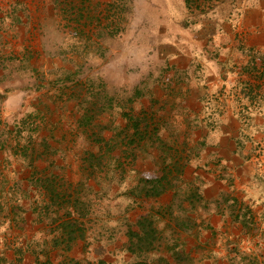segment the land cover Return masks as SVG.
I'll list each match as a JSON object with an SVG mask.
<instances>
[{"label":"crops","instance_id":"obj_1","mask_svg":"<svg viewBox=\"0 0 264 264\" xmlns=\"http://www.w3.org/2000/svg\"><path fill=\"white\" fill-rule=\"evenodd\" d=\"M76 2L64 28L29 14L36 0H0V178L24 209L23 245L64 254L8 264H125L142 217L166 239L142 251L149 264L208 235L215 259L244 239L233 203L259 197L264 0Z\"/></svg>","mask_w":264,"mask_h":264},{"label":"rangeland","instance_id":"obj_2","mask_svg":"<svg viewBox=\"0 0 264 264\" xmlns=\"http://www.w3.org/2000/svg\"><path fill=\"white\" fill-rule=\"evenodd\" d=\"M29 1L32 3L34 0H27V2ZM36 1L39 2L38 5L41 6L42 10L37 12V8L34 7V4H30L29 6L27 5L26 9L31 15L36 14L37 17H40L44 13L54 14L60 23H63L64 28L66 27V15H68L71 19L78 18V8H80L77 5L78 2H76L75 6L68 7V2H72L73 0ZM81 10L84 11V6H82ZM81 14H83V12H81ZM75 23L76 25H73L75 29L80 27L77 24V21ZM75 31L79 35L78 30ZM141 122V120H134V123H137L138 126H140V124L142 125ZM33 125L34 120L29 119L27 122V128L33 127ZM257 145L259 146V144ZM254 154H256V156L260 155L259 159L263 160L260 165L256 166L255 170L256 176L260 183V191L258 194L255 193V195H259V197L257 199L256 197H253L252 204L243 198H239L233 203L232 207L234 211H239L240 213L238 219L240 220V225L243 227L242 232L244 234V239L242 241H236L233 246H230L228 242L223 245L222 242L219 246L220 254H217L218 256L213 259L214 255L212 257L211 249L214 247V245L216 246V241H212L211 236L208 235L207 240L202 241V245H197L196 249L194 250L195 255L185 256L183 253L178 252L176 257L169 259L170 262L162 260L163 263L161 264H264V137L262 138V146L259 150L257 149V151H254ZM144 169L147 170L149 174L153 175H158L161 170L160 167H154L152 165L147 166ZM139 179L142 180L141 178ZM7 184V182L4 183V179L0 178V263L8 264L7 259L13 257L14 259L18 260L26 253L30 258H33L34 256L44 254L45 252H43V250L47 251V253H51L55 258H62L61 260H63L64 254L61 252V247L55 249L52 248L51 245H23L24 238L22 235L24 233L25 235L27 234L28 231H26L24 228L28 227V224L25 222L24 209L22 205L16 199H14L13 196H8L4 192V188L8 186ZM22 184L23 183L17 182L18 187H20ZM62 190L66 191V187ZM188 211L189 208H186V212ZM48 231L49 229H46L45 234H48ZM131 231L135 230H130V232ZM50 234L51 233L47 235L44 243L51 242ZM158 235V231L154 229L153 238H149L150 236L148 235L143 241V244L140 243L142 248L147 247V244L151 242L149 247L152 249L153 242L158 239ZM130 236L131 235L128 234V242L131 240L130 247L135 248L134 242H136V237ZM158 240L165 241L166 239H160L159 237ZM130 252L134 253L133 258L127 262L125 261V264H149L150 261H152L146 259L147 256L149 257L148 253L141 252V254H136L137 251L132 250ZM108 258L110 260L108 264H115L111 261L110 257Z\"/></svg>","mask_w":264,"mask_h":264},{"label":"trees","instance_id":"obj_3","mask_svg":"<svg viewBox=\"0 0 264 264\" xmlns=\"http://www.w3.org/2000/svg\"><path fill=\"white\" fill-rule=\"evenodd\" d=\"M32 128L33 127H29L28 130L30 131ZM137 225L139 227L138 231H131V232L129 231L128 232V234H130L131 236H135L136 237V242H134L135 243V248L130 247L131 240H129V246L127 247V250L137 251L136 254L141 253L142 251H146V250L150 249L149 245H151V242L148 243L147 244L148 246L145 247V248H142L140 243L143 244V241L147 238L148 235L150 236L149 238H153L154 229H155L152 226V222H151V220L148 217H142V218L138 219ZM57 227H59L60 231H59V234L55 235V237H54L53 243L55 245H56V243H59V242L60 243L66 242V235H65L66 234V218L65 217L63 218V221H61ZM68 227H70V226L68 225ZM56 230L58 231V228ZM61 264H69V263H66V261H64ZM70 264H80V263L72 262ZM82 264H107V263L102 261V260H99L96 263H94V262H86V263H82Z\"/></svg>","mask_w":264,"mask_h":264},{"label":"built area","instance_id":"obj_4","mask_svg":"<svg viewBox=\"0 0 264 264\" xmlns=\"http://www.w3.org/2000/svg\"><path fill=\"white\" fill-rule=\"evenodd\" d=\"M223 94H225V92H221L217 95L218 98H220L221 96H223Z\"/></svg>","mask_w":264,"mask_h":264}]
</instances>
